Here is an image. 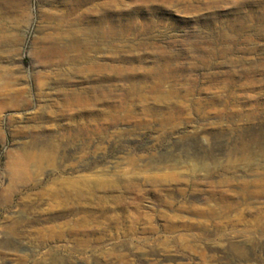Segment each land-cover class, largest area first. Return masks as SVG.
Segmentation results:
<instances>
[{"label":"rangeland","instance_id":"rangeland-1","mask_svg":"<svg viewBox=\"0 0 264 264\" xmlns=\"http://www.w3.org/2000/svg\"><path fill=\"white\" fill-rule=\"evenodd\" d=\"M65 1L0 0V264H264V0Z\"/></svg>","mask_w":264,"mask_h":264},{"label":"bare ground","instance_id":"bare-ground-1","mask_svg":"<svg viewBox=\"0 0 264 264\" xmlns=\"http://www.w3.org/2000/svg\"><path fill=\"white\" fill-rule=\"evenodd\" d=\"M91 1L92 0H66L65 2H67L71 5L72 10H77V9L81 8L82 5L90 3ZM6 3L8 4V2H6ZM1 7H2V5H1ZM6 8H4V9H6ZM0 9H2V8H0ZM21 92L24 93V90H19V93H21ZM15 94H16V89H9L6 91L5 96L11 100L12 98H14ZM80 102L82 103L81 99H80ZM80 102H77V104H80ZM34 143H35V141H34ZM36 148H38V147H36ZM26 150H28V149H26ZM56 155H57L56 146L54 144H51L50 148L48 150H44V151L39 150L36 152V154H34L33 152L32 153L25 152L23 157H21V158L17 157L12 162V167H13V170L11 173L12 174L11 176L13 179L12 184H14V182H18L19 180H21L24 177V174H25L24 173V167L27 165V162H29L31 160L42 159V161L44 160V161H46V163L52 164L53 161L57 158ZM39 156L41 158H39ZM61 158L69 159L70 157L63 155ZM61 158H59V159H61ZM44 161H43V163H44ZM46 163H44V164H46ZM52 168H53V166H52ZM92 178L82 176V178L80 177V178H75V179H70V178L64 179V181H61L57 186L52 187V188L49 187V189H46V193L48 194L47 200L51 201V203L54 204V206L56 208H58V211H61L62 214L63 213L78 214L79 212L84 211L83 209H86V208L90 211L91 209H93L91 207L92 206L91 203H94V202L98 201L99 199H101L100 196L96 195L97 191L105 189L104 187L107 186L105 184L103 185L101 179L97 180V179H94V178L92 179ZM111 184H113V183H111ZM112 186H114V185H112ZM109 188H110V186H109ZM125 196L126 195L124 194L123 197H125ZM116 198L119 200L121 198V195L117 196ZM121 203H122V201H120L119 206H117L115 208H110V209L106 208V209L102 210L101 213L113 212L119 217H121V216L133 217L134 218L132 221L133 224L139 223L141 221V218L146 216V215H143L144 211L142 210V207L139 206L137 203L129 204L127 206L124 204H121ZM88 219H89V217H87V219H83V220H79V221H83V224H84L83 226H87V225H89ZM117 219H119V218H117ZM78 224H80V223H78ZM78 232H80V233H74V234L68 233L65 235L60 234L61 236H59V237H68V238L76 237V238H78V237H80V234L82 235V237H90L91 235H95V233H92V232H86V231L82 232L79 230H78ZM55 235H57V234H55Z\"/></svg>","mask_w":264,"mask_h":264}]
</instances>
